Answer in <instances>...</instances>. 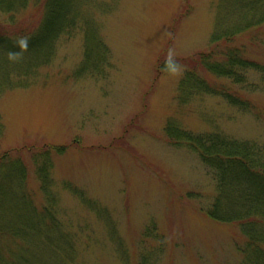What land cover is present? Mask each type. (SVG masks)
Listing matches in <instances>:
<instances>
[{
    "label": "rangeland",
    "instance_id": "374dc122",
    "mask_svg": "<svg viewBox=\"0 0 264 264\" xmlns=\"http://www.w3.org/2000/svg\"><path fill=\"white\" fill-rule=\"evenodd\" d=\"M44 1L0 0V264H264V0H59L24 47Z\"/></svg>",
    "mask_w": 264,
    "mask_h": 264
},
{
    "label": "trees",
    "instance_id": "16d2710c",
    "mask_svg": "<svg viewBox=\"0 0 264 264\" xmlns=\"http://www.w3.org/2000/svg\"><path fill=\"white\" fill-rule=\"evenodd\" d=\"M61 6H60V1L59 0H45L44 2H41L40 5L37 8V13L42 12L40 20L36 26L35 30H31L30 31V41H28L26 44H29L30 46L35 45L38 41H40L41 39H43L45 36L49 35L50 32L55 28V23L57 21V19L60 16L61 10H60ZM255 25L256 28H264V18L260 21V23H256ZM252 25V26H255ZM251 26V27H252ZM249 26H247V32L250 31ZM2 32L0 31V39L3 38L2 37ZM5 35V34H4ZM231 38H233L234 36L229 35ZM215 48H212L211 50H209L208 52H199L193 55V59H189L194 65L193 66H187V70L189 71V73H191L190 75L186 76L185 79L183 80V82L181 83L184 88L188 89V84L189 85H194L197 88H201L205 87L204 85V81L203 80H207L203 75H201L196 68V65L201 66L203 69V72H207L209 74H214L216 73V75H221L222 73H220V66L219 64L214 65L211 60L214 59L216 56H218V54L215 52L214 50ZM226 57L223 56V59H225ZM188 60V58H187ZM232 61H236L237 64V68H257L259 67V64L256 60L252 59L251 57H249V55H247L246 57H241V55H233L232 56ZM195 76V79H193V77ZM206 92V91H204ZM236 98L247 101V107L248 105H252L249 99H246L245 97H239L236 96ZM254 105H252L250 108H253ZM255 107V106H254ZM169 136V141L170 144H184V143H188V145L195 150L196 152H198V154L200 155V157L206 162V158H210V153L206 154L204 151H202L201 145L199 143H197L196 141H194L191 137H188L187 139L185 137H181V138H177L175 139L174 136H172V134H168ZM173 138V139H172ZM235 160H237L239 163L238 167L240 168H245L243 171L245 174H247V176H250L249 173L252 172H256L257 170L250 167L247 164V156L244 155L243 156H239L236 154L235 156Z\"/></svg>",
    "mask_w": 264,
    "mask_h": 264
},
{
    "label": "clouds",
    "instance_id": "9594fccd",
    "mask_svg": "<svg viewBox=\"0 0 264 264\" xmlns=\"http://www.w3.org/2000/svg\"><path fill=\"white\" fill-rule=\"evenodd\" d=\"M24 47H27V44H26V42H24V45H23Z\"/></svg>",
    "mask_w": 264,
    "mask_h": 264
}]
</instances>
